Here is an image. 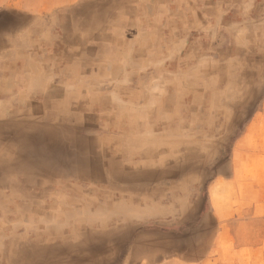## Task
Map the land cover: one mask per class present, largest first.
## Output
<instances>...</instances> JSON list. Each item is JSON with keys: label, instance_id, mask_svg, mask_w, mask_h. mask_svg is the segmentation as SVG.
Masks as SVG:
<instances>
[{"label": "crops", "instance_id": "obj_1", "mask_svg": "<svg viewBox=\"0 0 264 264\" xmlns=\"http://www.w3.org/2000/svg\"><path fill=\"white\" fill-rule=\"evenodd\" d=\"M235 4L245 15L264 8V0L163 1L161 8L167 10L158 19L153 40L120 39L114 29L99 24L107 21L106 14L89 15L85 31L69 27L59 15L64 23L56 34L41 28L36 31L40 40L33 32L10 70L0 64V118L11 119L22 133L30 121L33 130L28 133L59 135L58 140L48 139L49 149L57 152L59 162L61 154L62 163L76 166L72 174L49 176L64 184L63 189L58 186V197L82 198L88 192L83 183L104 181L106 212L117 220L115 226L112 222L116 232L105 233L111 239L107 254L112 261L121 255L123 262L264 264V215L241 222L228 239L225 224L218 225L208 245L195 237V230L203 228L204 210L194 204L195 190L201 189L194 184V114L184 103L194 101L195 82L202 86L200 72L210 69L211 48L223 43V14ZM8 49L9 43L0 39V63ZM82 134L89 135L85 143L103 145L97 162L83 158ZM178 141L189 155L173 157ZM83 163L89 165L85 173ZM141 229L152 232L129 233ZM49 254L41 249L34 264L47 263Z\"/></svg>", "mask_w": 264, "mask_h": 264}, {"label": "rangeland", "instance_id": "obj_2", "mask_svg": "<svg viewBox=\"0 0 264 264\" xmlns=\"http://www.w3.org/2000/svg\"><path fill=\"white\" fill-rule=\"evenodd\" d=\"M163 1L167 0H0V39L9 43V54L0 64L10 70L18 49L29 44L33 32L40 40L42 36L36 31L41 28L56 34L59 24L64 23L59 15L65 17L69 27L85 31L89 15L106 14L107 21L99 24L104 29H114L120 39L153 40L158 19L167 10L161 8ZM40 15L43 17L38 19ZM259 19H264V8L245 15L239 4L223 14V43L211 48L210 69L198 71L204 74L202 86L195 82L194 101L184 103V108L194 114V184L201 187L195 190L194 204L204 210L203 228L195 230V237L207 245L216 238L219 224H225L228 239L241 222L264 215V22L257 23ZM13 69L16 71L15 63ZM3 120L0 118V122ZM82 136L83 158L97 162L103 145L85 143L89 135ZM12 144L9 152L19 153L20 148ZM185 146L178 141L173 157L189 155ZM74 167L64 163L54 174L43 165V172L48 173L45 176L41 170L34 172V167L0 175V264H34V255L44 248L55 254H49L51 259L44 264H159L149 260L123 262L121 255L119 260L116 255L111 260L107 254V249H112L107 244L111 239L105 233L113 230L112 222L115 226L117 220L107 215L104 181L83 183V190L88 192L77 199L58 197V186L62 188L64 184L50 181V175L58 177L64 171L72 174ZM88 167L83 163V173ZM256 207L260 208L257 214ZM126 216L135 219L138 215ZM36 238L46 242H33ZM191 254L196 257L198 252Z\"/></svg>", "mask_w": 264, "mask_h": 264}, {"label": "bare ground", "instance_id": "obj_3", "mask_svg": "<svg viewBox=\"0 0 264 264\" xmlns=\"http://www.w3.org/2000/svg\"><path fill=\"white\" fill-rule=\"evenodd\" d=\"M26 125L28 126L23 128L24 131L22 130V133L20 131L21 129L15 125V122H12L8 117L4 118L3 122H0V144L3 143V146H0V175L21 171L25 169V167L28 169L29 167H34L36 169L34 171L41 170L42 173L43 165H46L47 172L57 173L59 167L64 165V162H61L64 158L60 154L59 162L55 156L57 152L48 147V139L58 140L57 135L49 134V132L46 133L44 131L28 133L32 131L33 128L30 121ZM12 143H15L20 148L19 153L9 152L10 147H13ZM46 174L48 173H45V175ZM33 175L35 174L33 173Z\"/></svg>", "mask_w": 264, "mask_h": 264}]
</instances>
